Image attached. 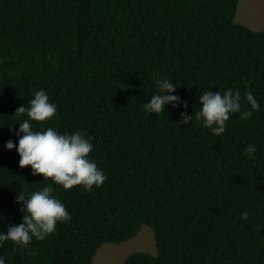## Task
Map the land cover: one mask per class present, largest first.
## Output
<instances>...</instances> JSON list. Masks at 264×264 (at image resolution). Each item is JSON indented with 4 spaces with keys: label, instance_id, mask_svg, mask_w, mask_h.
Wrapping results in <instances>:
<instances>
[{
    "label": "trees",
    "instance_id": "trees-1",
    "mask_svg": "<svg viewBox=\"0 0 264 264\" xmlns=\"http://www.w3.org/2000/svg\"><path fill=\"white\" fill-rule=\"evenodd\" d=\"M239 2L0 0V230L22 222L19 192L51 182L4 147L17 143L27 117L15 111L36 90L57 112L33 129L84 133L107 177L91 191L53 184L71 219L27 248L5 241L6 264H92L103 244L144 225L157 253L135 251L123 264H264V29L236 21ZM157 77L177 86L186 109L142 110ZM208 89L238 90L241 111L251 92L260 110L245 121L231 114L220 136L194 119L180 124Z\"/></svg>",
    "mask_w": 264,
    "mask_h": 264
},
{
    "label": "clouds",
    "instance_id": "clouds-1",
    "mask_svg": "<svg viewBox=\"0 0 264 264\" xmlns=\"http://www.w3.org/2000/svg\"><path fill=\"white\" fill-rule=\"evenodd\" d=\"M153 83L158 91L151 95L150 101L142 105L146 114H162L164 107L169 104L174 108H187L186 101L171 94L177 86L169 79L157 77ZM243 101L249 106L248 110L241 111L242 97L238 90L227 89L223 93L204 90L199 96L200 107L194 116L181 112L179 123L189 124L194 119L203 128L210 129L213 135L220 136L226 131V122L231 114L240 113V120L245 121L260 110V104L251 92L244 94ZM56 112V104L50 101L43 89L33 92L28 107L21 106L15 111L17 115L26 114L27 118L18 123L19 128L15 133L17 143L8 140L5 149L15 148L19 156V167L30 166L33 176L40 174L43 180L49 181L51 178V182L31 192H19L15 202L22 204V222L18 226H8L6 232L0 230V247L5 241H10L16 247L27 248L33 238L43 241L54 233L58 222L71 219L65 205L52 194L53 184L62 186L64 190L82 185L83 190L91 191L94 185L100 187L107 179L95 161L89 159L93 149L90 137L86 138L80 131L59 133L52 127L42 131L33 129L30 121L49 120ZM256 151V145L249 144L244 154L253 159ZM248 216L247 211L241 214L242 219ZM0 264H6L5 257L0 256Z\"/></svg>",
    "mask_w": 264,
    "mask_h": 264
},
{
    "label": "rangeland",
    "instance_id": "rangeland-1",
    "mask_svg": "<svg viewBox=\"0 0 264 264\" xmlns=\"http://www.w3.org/2000/svg\"><path fill=\"white\" fill-rule=\"evenodd\" d=\"M236 21L253 29H264V0H240ZM135 251L157 253L153 229L144 225L133 238L122 243H105L96 253L92 264H123L125 258Z\"/></svg>",
    "mask_w": 264,
    "mask_h": 264
}]
</instances>
